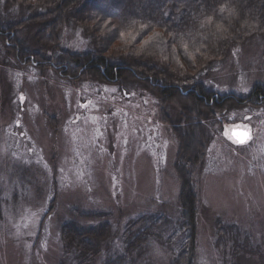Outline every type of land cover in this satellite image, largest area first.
Instances as JSON below:
<instances>
[{
  "label": "rangeland",
  "instance_id": "374dc122",
  "mask_svg": "<svg viewBox=\"0 0 264 264\" xmlns=\"http://www.w3.org/2000/svg\"><path fill=\"white\" fill-rule=\"evenodd\" d=\"M79 34H68L63 47L86 50ZM228 55L204 78L208 90L245 96L264 84L263 37ZM161 117L158 99L138 82L70 81L34 64L2 70L0 264H69L62 224L100 212L120 228L139 215L164 217L135 263H171L172 248L183 238L177 227L182 178L175 164L180 135ZM216 120L206 119L207 143L191 169L199 203L195 264H264V102L231 106ZM237 126L250 129L246 144L228 138ZM191 134L193 142L196 131ZM220 224L249 235L245 245L253 254L240 251L239 259L235 244L221 247ZM121 236L105 251L120 254ZM105 255L96 264H105Z\"/></svg>",
  "mask_w": 264,
  "mask_h": 264
},
{
  "label": "trees",
  "instance_id": "16d2710c",
  "mask_svg": "<svg viewBox=\"0 0 264 264\" xmlns=\"http://www.w3.org/2000/svg\"><path fill=\"white\" fill-rule=\"evenodd\" d=\"M74 30L85 39L86 50L63 47ZM257 36L264 38V0H0V73L34 64L70 81L138 82L149 89L158 99L161 121L180 135L175 164L182 178L177 227L183 238L172 248L169 264H195L199 203L191 169L207 143L205 121L218 122L217 113L231 106L264 102V84L249 95H220L205 87L204 78L221 63L217 59ZM172 114L179 119L172 122ZM49 208L48 215L54 204ZM83 216L61 226L69 264H96L102 253L109 255L105 264H136L164 220L139 215L120 228L106 212ZM220 231L225 250L235 244L239 259L240 251L253 254L245 245L251 238L240 228ZM118 234L124 238L121 253L105 251Z\"/></svg>",
  "mask_w": 264,
  "mask_h": 264
},
{
  "label": "snow or ice",
  "instance_id": "6c2138e0",
  "mask_svg": "<svg viewBox=\"0 0 264 264\" xmlns=\"http://www.w3.org/2000/svg\"><path fill=\"white\" fill-rule=\"evenodd\" d=\"M23 99V97H21ZM238 130H234L231 135H228V138L233 141V143L236 144H246L249 140L252 139L250 135V129L242 128L241 126H237Z\"/></svg>",
  "mask_w": 264,
  "mask_h": 264
},
{
  "label": "water",
  "instance_id": "95a60500",
  "mask_svg": "<svg viewBox=\"0 0 264 264\" xmlns=\"http://www.w3.org/2000/svg\"><path fill=\"white\" fill-rule=\"evenodd\" d=\"M242 128H243V127H242ZM247 129H248V128H247ZM234 130H238L237 127L231 129V131H230V135L232 134V132H233ZM250 135H251V131H250Z\"/></svg>",
  "mask_w": 264,
  "mask_h": 264
}]
</instances>
